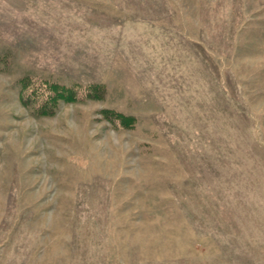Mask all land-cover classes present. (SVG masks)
<instances>
[{
    "label": "rangeland",
    "instance_id": "374dc122",
    "mask_svg": "<svg viewBox=\"0 0 264 264\" xmlns=\"http://www.w3.org/2000/svg\"><path fill=\"white\" fill-rule=\"evenodd\" d=\"M0 264H264V0H0Z\"/></svg>",
    "mask_w": 264,
    "mask_h": 264
},
{
    "label": "trees",
    "instance_id": "16d2710c",
    "mask_svg": "<svg viewBox=\"0 0 264 264\" xmlns=\"http://www.w3.org/2000/svg\"><path fill=\"white\" fill-rule=\"evenodd\" d=\"M48 89L52 92L50 95L52 102L59 103L60 101H70L76 100L77 93L74 89L60 85V84H51ZM98 92V90L96 91Z\"/></svg>",
    "mask_w": 264,
    "mask_h": 264
}]
</instances>
